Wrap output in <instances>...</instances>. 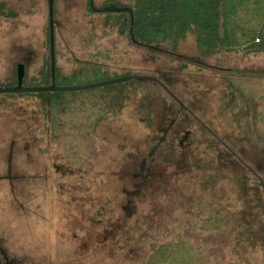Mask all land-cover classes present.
Segmentation results:
<instances>
[{
	"label": "rangeland",
	"instance_id": "rangeland-1",
	"mask_svg": "<svg viewBox=\"0 0 264 264\" xmlns=\"http://www.w3.org/2000/svg\"><path fill=\"white\" fill-rule=\"evenodd\" d=\"M111 3L127 0H93ZM246 3L230 37L264 38V0ZM121 15L54 0L55 85L156 77L264 182V75L225 71L264 72V51L204 54L192 36L173 55L149 51L119 32ZM18 66L23 87L50 84L47 0H0V87L17 85ZM45 94L50 112L35 93H0V176L25 183L24 216L4 236L22 264H134L177 242L191 264H264L257 179L158 85Z\"/></svg>",
	"mask_w": 264,
	"mask_h": 264
},
{
	"label": "trees",
	"instance_id": "trees-1",
	"mask_svg": "<svg viewBox=\"0 0 264 264\" xmlns=\"http://www.w3.org/2000/svg\"><path fill=\"white\" fill-rule=\"evenodd\" d=\"M246 1L248 2V0H127L126 7L132 11V23L129 14L123 12L120 13L123 15L116 25L120 33L127 34L130 43H132L131 30L136 45L145 47L149 51L152 49L146 46L164 48L173 54L178 43L187 36L194 37L197 48L204 54L233 51L241 47L244 50L264 51V38L261 33L248 37L244 34L230 37L228 31L231 26L230 19L232 20L241 6L247 4ZM249 1H252L254 6L259 0ZM240 36L246 40L238 39ZM256 36L258 41L254 42ZM48 75L50 78V70ZM35 95L46 112L54 108L50 95L48 97L42 92ZM53 98L54 101L57 96ZM149 250L150 254L144 261L134 264H191L190 260L184 261L182 258L183 254L188 256L191 251L184 250L180 242L167 245L153 244ZM197 264L201 262L198 261Z\"/></svg>",
	"mask_w": 264,
	"mask_h": 264
},
{
	"label": "water",
	"instance_id": "water-1",
	"mask_svg": "<svg viewBox=\"0 0 264 264\" xmlns=\"http://www.w3.org/2000/svg\"><path fill=\"white\" fill-rule=\"evenodd\" d=\"M53 3L54 0H47V15H48V31H49V70H50V84L45 87H33V88H26L22 86V78H23V68L21 66L17 67L16 78H17V85L12 88L0 87V93H50L55 91H71V90H85L89 88H94L98 86H103L107 84H113L118 82H124L127 80H138V81H150L156 83L161 89H163L169 97H171L179 106L180 110L186 111L189 113L193 119L206 130L222 147H224L233 157H235L244 168H246L258 181L262 195L264 198V182L263 180L253 171L248 165H246L217 135H215L201 120H199L195 115H193L186 106L156 77L153 76H127L122 77L115 80L105 81L101 83H97L94 85L88 86H79V87H58L55 85V61H54V39H53ZM89 10L93 13H123L127 12L130 17V23H132V11L127 7H120L114 3L107 4L104 7H95L93 5V0H88ZM130 39L132 43L137 44L132 37L131 30H130ZM149 49L156 50L159 52H165L173 55L172 53L162 50L155 46H146ZM227 72H235L240 74H255V75H264V72H256V71H248V70H232V69H225ZM169 129V128H168ZM168 129L164 132V134L160 137L156 145L149 153V157H151L155 151L160 147Z\"/></svg>",
	"mask_w": 264,
	"mask_h": 264
},
{
	"label": "crops",
	"instance_id": "crops-1",
	"mask_svg": "<svg viewBox=\"0 0 264 264\" xmlns=\"http://www.w3.org/2000/svg\"><path fill=\"white\" fill-rule=\"evenodd\" d=\"M5 178L6 176H0V219L3 228L0 231V264H22L24 254L18 247H10V238L4 235L15 234L16 231L10 228L19 226L18 223L24 216L25 183L20 181L18 173L11 175L9 183L2 180Z\"/></svg>",
	"mask_w": 264,
	"mask_h": 264
},
{
	"label": "flooded vegetation",
	"instance_id": "flooded-vegetation-1",
	"mask_svg": "<svg viewBox=\"0 0 264 264\" xmlns=\"http://www.w3.org/2000/svg\"><path fill=\"white\" fill-rule=\"evenodd\" d=\"M87 7H88V9H89L88 0H87ZM16 72H17V69H16Z\"/></svg>",
	"mask_w": 264,
	"mask_h": 264
}]
</instances>
